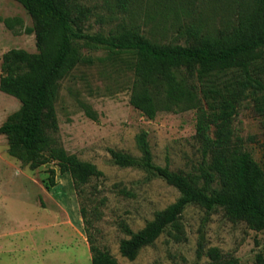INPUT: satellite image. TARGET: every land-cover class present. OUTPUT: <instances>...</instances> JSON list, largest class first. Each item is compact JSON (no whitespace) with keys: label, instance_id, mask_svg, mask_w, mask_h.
<instances>
[{"label":"rangeland","instance_id":"obj_1","mask_svg":"<svg viewBox=\"0 0 264 264\" xmlns=\"http://www.w3.org/2000/svg\"><path fill=\"white\" fill-rule=\"evenodd\" d=\"M250 1L127 0L124 10L115 0H86L94 6L86 28L107 35L123 27H138L157 41L184 43L187 24L204 32L229 30ZM31 26L32 18L18 1L0 0V75L7 50L37 51L34 33L26 32ZM83 52L95 61L77 65L59 81L55 136L68 152L94 163L102 175L85 184L79 196L68 173L61 174L53 163L36 169L22 165L9 155L7 137L0 134V264H92L88 233L119 264H204L208 258L197 255L201 233L205 249L218 247L240 264H255V255L264 254V230L231 221L221 208L207 214L196 204L188 205L181 216L185 240L176 242L165 231L133 260L121 255L120 241L129 237L123 225L132 231L143 228L180 193L142 168L116 165L109 149L140 156L136 137L144 131L155 164L198 175L203 155L194 137L196 116L194 110H187L147 118L129 103L131 59L111 56L104 48L84 47ZM19 107L17 98L0 91V125ZM233 127L243 148L264 171V120L251 103L236 114ZM49 168L56 169V184L48 190ZM81 206L92 221L88 232Z\"/></svg>","mask_w":264,"mask_h":264},{"label":"trees","instance_id":"obj_2","mask_svg":"<svg viewBox=\"0 0 264 264\" xmlns=\"http://www.w3.org/2000/svg\"><path fill=\"white\" fill-rule=\"evenodd\" d=\"M16 1L32 18L26 32L34 33L37 51L11 48L2 55L0 91L20 101L19 109L0 125L9 155L30 169L53 163L61 174L71 176L79 196L85 184L102 175L94 163L59 143L55 99L66 74L77 65L94 63L95 58L83 48H104L111 56L131 59L129 103L147 118L160 112L195 111L194 137L203 155L200 173L193 176L155 164L144 131L136 137L140 156L109 149L116 165L142 168L180 193L143 228L132 231L123 225L129 237L120 241L121 255L133 260L165 231L176 242L185 240L181 216L190 204L204 208L207 214L221 208L231 221L264 230V171L243 148L233 127L234 117L247 103L264 120V0H251L229 30L211 33L187 24L182 32L184 43L157 41L138 27H123L107 35L92 32L86 23L94 6L86 0ZM115 1L117 7L127 9V0ZM3 21L11 27L9 18ZM87 114L96 118L90 111ZM48 172L45 187L49 190L56 184V169ZM86 210L80 207L88 232L92 221ZM87 240L92 264H119L89 233ZM203 240L201 233L197 255L208 258L204 264H240L237 257L218 247L205 249ZM255 264H264L262 252L255 255Z\"/></svg>","mask_w":264,"mask_h":264}]
</instances>
